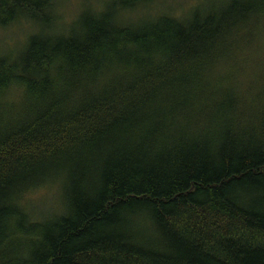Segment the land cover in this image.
<instances>
[{
    "label": "trees",
    "instance_id": "trees-1",
    "mask_svg": "<svg viewBox=\"0 0 264 264\" xmlns=\"http://www.w3.org/2000/svg\"><path fill=\"white\" fill-rule=\"evenodd\" d=\"M203 1L0 0V264H264V0Z\"/></svg>",
    "mask_w": 264,
    "mask_h": 264
},
{
    "label": "rangeland",
    "instance_id": "rangeland-1",
    "mask_svg": "<svg viewBox=\"0 0 264 264\" xmlns=\"http://www.w3.org/2000/svg\"><path fill=\"white\" fill-rule=\"evenodd\" d=\"M164 2H165V4L167 5V6H169V5H174L175 4V1L177 2V1H181V0H163ZM219 0H204L203 1V3H202V5H209V4H212V3H215V2H218ZM9 34V33H8ZM21 35L20 34H17L16 33V30H13V32L11 33V37H9L10 39H13V40H15L16 42H15V44L14 45H16V46H18V41L16 40V38H19ZM5 36H1L0 35V47H2L3 49H4V46H3V40L5 39L4 38ZM8 38V39H9ZM7 39V38H6ZM10 49H12V48H10ZM49 205V204H48ZM48 209H50V208H48Z\"/></svg>",
    "mask_w": 264,
    "mask_h": 264
},
{
    "label": "clouds",
    "instance_id": "clouds-1",
    "mask_svg": "<svg viewBox=\"0 0 264 264\" xmlns=\"http://www.w3.org/2000/svg\"><path fill=\"white\" fill-rule=\"evenodd\" d=\"M200 0H186V6L188 8H196L199 6ZM7 29L4 27H0V32H6ZM26 40V38H24ZM0 55H6L4 49L0 47Z\"/></svg>",
    "mask_w": 264,
    "mask_h": 264
}]
</instances>
